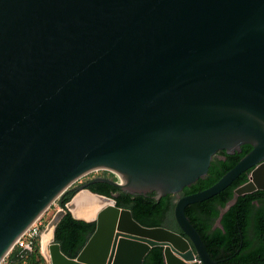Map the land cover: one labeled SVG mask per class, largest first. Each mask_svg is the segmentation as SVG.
<instances>
[{
	"label": "water",
	"instance_id": "water-1",
	"mask_svg": "<svg viewBox=\"0 0 264 264\" xmlns=\"http://www.w3.org/2000/svg\"><path fill=\"white\" fill-rule=\"evenodd\" d=\"M243 144L216 182L177 197L181 232L88 188L177 194ZM95 169L115 179L77 185L53 213L39 236L48 264H142L153 246L165 264H219L185 207L249 169L235 196L264 189V0H0V259ZM66 211L95 221L74 258L54 240Z\"/></svg>",
	"mask_w": 264,
	"mask_h": 264
},
{
	"label": "trees",
	"instance_id": "trees-1",
	"mask_svg": "<svg viewBox=\"0 0 264 264\" xmlns=\"http://www.w3.org/2000/svg\"><path fill=\"white\" fill-rule=\"evenodd\" d=\"M250 149V144H243L240 152L217 151L203 177L184 186L179 193H168L159 199L155 197V191L129 193L104 181L92 182L88 188L113 197L118 207L129 209L133 218L144 226H165L181 232L173 214L177 197L212 185ZM249 171L242 172L219 193L185 207V214L201 236L209 255L219 264H264V189L234 194V189L248 180ZM102 176L115 179L112 172ZM75 192L76 186H69L56 202L65 208ZM232 199L234 202L223 210ZM94 229L95 221L76 219L66 211L54 228V240L66 256L74 258ZM7 260V264H47L41 253L39 235L29 240L27 246L15 247ZM142 264H165L162 246L151 247Z\"/></svg>",
	"mask_w": 264,
	"mask_h": 264
},
{
	"label": "built area",
	"instance_id": "built-area-1",
	"mask_svg": "<svg viewBox=\"0 0 264 264\" xmlns=\"http://www.w3.org/2000/svg\"><path fill=\"white\" fill-rule=\"evenodd\" d=\"M87 174V173H86ZM57 200V199H56ZM52 205V204H51ZM50 207L39 217H37L17 238L16 240L13 242V244L9 247V249L6 251V253L3 255V257L0 259V264H7L8 263V256L11 255L15 249V247L19 246V247H24L27 246L28 241L31 240L32 238H34L35 236L41 234L42 232V226L44 223L43 220V216L46 212H48V210L51 208ZM62 207L59 206L60 209ZM55 210V211H56ZM54 211V212H55ZM53 212V213H54ZM53 213L51 214V216L53 215ZM51 218V217H50ZM41 249V248H40ZM42 253V252H41Z\"/></svg>",
	"mask_w": 264,
	"mask_h": 264
},
{
	"label": "rangeland",
	"instance_id": "rangeland-1",
	"mask_svg": "<svg viewBox=\"0 0 264 264\" xmlns=\"http://www.w3.org/2000/svg\"><path fill=\"white\" fill-rule=\"evenodd\" d=\"M109 173H111L108 169H95L92 170L90 172H88L87 174H84L83 176H81L80 178H78L73 184L72 186H77L81 183H83L84 179H88L94 176H98V175H108ZM56 208H59L58 203L56 202V200L52 203L51 208L48 210V212L46 214H44L43 216V220L45 221L51 214V212L53 213Z\"/></svg>",
	"mask_w": 264,
	"mask_h": 264
},
{
	"label": "bare ground",
	"instance_id": "bare-ground-1",
	"mask_svg": "<svg viewBox=\"0 0 264 264\" xmlns=\"http://www.w3.org/2000/svg\"><path fill=\"white\" fill-rule=\"evenodd\" d=\"M90 202H91V201H90ZM48 238H49V236L47 235V236H46V238H45V240H47V241H48ZM45 252H46V249H45Z\"/></svg>",
	"mask_w": 264,
	"mask_h": 264
},
{
	"label": "flooded vegetation",
	"instance_id": "flooded-vegetation-1",
	"mask_svg": "<svg viewBox=\"0 0 264 264\" xmlns=\"http://www.w3.org/2000/svg\"><path fill=\"white\" fill-rule=\"evenodd\" d=\"M92 178V177H91ZM88 180H90V178H88V179H84V181L83 182H86V181H88Z\"/></svg>",
	"mask_w": 264,
	"mask_h": 264
},
{
	"label": "crops",
	"instance_id": "crops-1",
	"mask_svg": "<svg viewBox=\"0 0 264 264\" xmlns=\"http://www.w3.org/2000/svg\"><path fill=\"white\" fill-rule=\"evenodd\" d=\"M45 258V257H44ZM46 260V259H45ZM47 261V260H46ZM47 264H48V261H47Z\"/></svg>",
	"mask_w": 264,
	"mask_h": 264
}]
</instances>
